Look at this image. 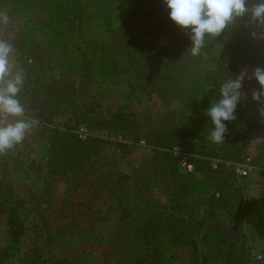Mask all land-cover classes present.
I'll return each mask as SVG.
<instances>
[{
	"label": "trees",
	"instance_id": "1",
	"mask_svg": "<svg viewBox=\"0 0 264 264\" xmlns=\"http://www.w3.org/2000/svg\"><path fill=\"white\" fill-rule=\"evenodd\" d=\"M5 1L17 5L27 18L28 25L14 31L10 41L8 37L5 40L13 46L14 66L24 77L20 94L35 113L30 132L38 145L45 147V152L38 150L25 168L34 177L71 176L75 188L81 185L93 194V200L108 201L99 218L107 228L116 262L167 264L176 257L175 248L190 239L195 242L196 235L211 222L221 220L232 226L247 215L256 223L264 222V198L247 200L235 173V165L244 162L251 143L259 139L251 165L264 167V119L259 117L260 106L251 101L250 91L258 89V84L254 79L245 80L247 100L238 104L236 119L227 122L229 131L223 143L208 139L212 125L204 114L218 99L225 79L241 71L250 76L256 67H264V41L251 38L254 27L245 28L237 22L224 41L225 55L210 60L196 78L186 74L180 77L184 85L175 94L182 108L192 110L190 119L183 122L173 108L155 111L132 107L146 93L174 92L162 86L176 77L159 70L149 74L142 68L147 61H167L168 50L177 47L183 33L174 24L159 30L164 12L161 0H142L139 10L131 7L135 5L133 0H125L128 8L121 9L114 7L121 0ZM159 31L161 38L156 43ZM140 34H146L147 39H139ZM55 69L67 71L63 79H79L88 88L85 106L71 107L74 100L69 94L73 90L67 92L60 85L62 81L51 79ZM119 76L127 79V96H110L109 89L121 83ZM80 126L107 136L81 139L76 132ZM139 147L151 151L148 171L140 176L136 166L113 173L102 164L95 165L107 151H113L118 162L129 161ZM173 147L189 155L191 171L180 168L171 152ZM153 188L162 191L164 201L151 195ZM137 193L142 198L140 203L135 201ZM70 203L68 198L62 203L53 223L57 222V228L46 237L48 247L60 245L56 236L69 232L66 212ZM25 209L26 201L15 191L6 161L0 162V214L5 216L14 245L25 233ZM222 237H218V244L225 264H264L244 241L235 243ZM221 243L226 248L221 249ZM31 244V264L51 260L45 257L48 247L41 234ZM10 254V248L0 246V264H6ZM177 259L183 263L181 256ZM51 262L66 264L69 259ZM189 264L200 262L194 257Z\"/></svg>",
	"mask_w": 264,
	"mask_h": 264
},
{
	"label": "rangeland",
	"instance_id": "2",
	"mask_svg": "<svg viewBox=\"0 0 264 264\" xmlns=\"http://www.w3.org/2000/svg\"><path fill=\"white\" fill-rule=\"evenodd\" d=\"M141 1L142 0H133L132 2H135V5L131 7L139 10L142 4ZM6 3L5 0H0V40H5V37H8V41H10L13 32L25 28L28 22L26 15H24L21 10H18L17 5ZM114 7H117V9L128 8L127 1L121 0L117 5H114ZM10 11H12V13H10ZM172 24L173 23L168 18V12L164 7L159 30H167ZM160 31L155 37V42L161 38H158V35L160 36ZM230 31L231 29L227 30L224 36L217 38V40H206L205 47L197 57H192L186 51L190 44L187 36L182 33L178 39L180 43H176L177 47H175L174 50H168L167 53L169 54V58L167 61L164 63H159L160 61L150 63L147 61L142 65L145 72L149 71V74L159 70V73L167 72L165 74H168V76L176 77L174 79H169V77V80H166L163 84L164 86H162L163 89L167 88L173 90V94L159 95L155 92L151 94L146 93L143 100L138 103L137 106L135 103H132V107L136 109L147 107L155 111L164 108H173L177 113L179 121L184 122L186 119L189 120V115H192V110L182 108L181 104H179L177 93L175 94V92L179 91L184 85L180 77L186 74V76L196 78L200 70L206 67L210 60L225 55L227 49L224 45V41L229 39ZM40 32L45 37L46 34L43 31ZM139 39L146 40L147 35L140 34ZM13 53L14 48L9 57L10 67L14 75L15 72L19 70L14 66ZM65 72L67 71L55 69L51 71V79L62 81L60 85H64L67 92L73 90V92L69 94V98L74 100L71 107L74 105V108L77 106L82 108L87 101L88 88L85 87L79 79H63L62 75ZM119 77L121 83L117 88L109 89L110 96H115V94L121 97L127 96L125 94L127 88V83L125 81L127 79L123 76ZM17 98L24 106L25 118L34 120L35 113L28 99L21 96L20 93ZM10 122H13L12 117H8L3 121V123ZM262 140L264 141V139ZM259 141L260 139L251 143V152H254V147ZM38 150L45 152V147H40L29 131L26 133L21 143L17 144L13 149L0 154V162L5 163L6 161L10 169L15 191L26 201L25 233L21 236L16 245L11 243L5 216L0 214V246L8 247L11 251L6 264H31V259L33 258L31 255V243L35 240L37 234H41L45 246L48 247L47 245H49V243L46 242V237L54 234L57 228V222L55 224L53 223L58 219L62 203L67 198L72 201V204L70 203L69 209L66 212V216L68 217L67 220L69 221V232L61 236H56V240L61 242L60 245L46 248L45 257L49 259L50 256L51 260L45 261L43 264H57L51 262L52 259H59L62 257L69 259V262L66 264H119L112 255V245L110 244L109 235L107 236V228L100 219L104 215L108 201H103L102 199L93 200V194L85 191L84 187L81 185L75 188L76 183L71 176L60 178L49 176L34 177V175L25 168V164L30 161ZM150 154L151 151L149 148L139 147L131 160L118 162L116 154L113 153V151H107L95 160V165L102 164L113 173L118 169L130 170L136 166L139 168L140 176L148 171V159ZM145 163L146 166H143ZM140 167L142 169H140ZM84 176L85 178L87 177L86 175ZM239 179L247 200L264 198L263 166L253 167L248 177ZM151 195L160 201L165 200L162 191L155 188L151 189ZM141 200L140 194L137 193L135 198L136 203H140ZM70 228H72L73 231H71ZM220 236H223L222 238H229V240L235 243L244 241L255 258L258 260L264 259V222L256 223L252 216L247 215L244 220L232 226H226L221 220L209 223L203 232L196 235L197 238L195 242L190 239L185 241L182 246L175 248L173 252L176 254V257L168 261L167 264H189L190 260L194 257L198 258L200 264H225L220 254V245L218 244V237ZM221 245V249L227 246L226 244L224 245V243H221ZM177 256L182 257L183 263L178 261Z\"/></svg>",
	"mask_w": 264,
	"mask_h": 264
},
{
	"label": "clouds",
	"instance_id": "3",
	"mask_svg": "<svg viewBox=\"0 0 264 264\" xmlns=\"http://www.w3.org/2000/svg\"><path fill=\"white\" fill-rule=\"evenodd\" d=\"M168 12L169 20L188 38L190 46L186 51L197 57L205 47L206 40L221 38L227 30L240 22L254 40L264 41V0H161ZM12 45L0 40V154L21 143L26 133L35 124L24 116V106L17 98L24 86L21 72L10 67L9 57ZM254 79L258 89H251V101L257 102L258 115L264 119V67H256L249 76L246 71L231 75L219 88L218 99L205 109L211 122L208 139L215 144L225 141L228 123L236 119V109L242 100H247L244 91L245 80ZM12 117L13 122L3 123Z\"/></svg>",
	"mask_w": 264,
	"mask_h": 264
},
{
	"label": "built area",
	"instance_id": "4",
	"mask_svg": "<svg viewBox=\"0 0 264 264\" xmlns=\"http://www.w3.org/2000/svg\"><path fill=\"white\" fill-rule=\"evenodd\" d=\"M76 132L78 134V137L81 139H86L87 137L94 135L107 136L105 132L97 131V130H89L84 126H80ZM118 139H120V137H118ZM139 144L144 145V141H140ZM171 152L178 158L179 166L181 169L185 171L192 170V164L188 162V157H189L188 154L181 152L178 147H173L171 149ZM253 154L254 152L250 151L249 155L245 158L244 162L235 165V173L239 178H245L249 176L251 170L253 169V166L251 165ZM212 166L213 167L216 166L215 162L213 163Z\"/></svg>",
	"mask_w": 264,
	"mask_h": 264
},
{
	"label": "crops",
	"instance_id": "5",
	"mask_svg": "<svg viewBox=\"0 0 264 264\" xmlns=\"http://www.w3.org/2000/svg\"><path fill=\"white\" fill-rule=\"evenodd\" d=\"M25 15V14H24Z\"/></svg>",
	"mask_w": 264,
	"mask_h": 264
}]
</instances>
